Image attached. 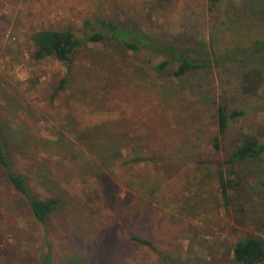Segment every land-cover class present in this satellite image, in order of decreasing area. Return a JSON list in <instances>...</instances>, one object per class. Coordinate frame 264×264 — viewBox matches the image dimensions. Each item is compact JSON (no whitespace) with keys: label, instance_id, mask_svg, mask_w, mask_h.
I'll return each instance as SVG.
<instances>
[{"label":"rangeland","instance_id":"obj_1","mask_svg":"<svg viewBox=\"0 0 264 264\" xmlns=\"http://www.w3.org/2000/svg\"><path fill=\"white\" fill-rule=\"evenodd\" d=\"M151 2L0 0V122L28 125L26 138L45 139L16 165L29 171L41 196L63 200L44 226L0 180V264H36L50 248L52 264H237L239 240L264 243V158L227 162L239 130L264 138V0H223L213 12L206 0ZM95 14L194 38L205 45L196 55L204 53L210 66L159 76L121 45L91 44L78 53L61 101L51 102L63 65L35 60L30 36L41 28H80ZM235 49L238 55L228 54ZM220 102L245 113L231 119L216 150ZM104 123L109 132L80 137ZM126 146L156 160L126 165ZM220 171L233 182L228 200ZM147 179L156 183L155 199L133 189Z\"/></svg>","mask_w":264,"mask_h":264},{"label":"trees","instance_id":"obj_2","mask_svg":"<svg viewBox=\"0 0 264 264\" xmlns=\"http://www.w3.org/2000/svg\"><path fill=\"white\" fill-rule=\"evenodd\" d=\"M151 4L156 6H164L169 0H150ZM211 12H213L223 0H206ZM146 8L147 14L152 17L155 6ZM152 7V8H151ZM33 44L32 56L37 61L52 57L63 65L64 76L60 79L59 85L55 88L50 96L51 102H60L61 94L65 93L69 78L73 74L76 66L77 55L82 49H86L91 44H117L127 49V54L133 59L132 61L138 65L145 66L154 74H168L175 77H184L190 72L207 69L210 65L206 60L205 45L195 42L194 38L183 34L163 36L155 29L151 23L130 22L128 25L122 24L114 16L92 15L90 18L82 22V27L75 28L68 26L64 28H41L35 30L31 36ZM203 57H198L196 53H201ZM241 50L235 49L228 53L236 56ZM227 56V55H226ZM161 58L156 61V59ZM223 56H218L216 62H220ZM30 112V110H28ZM245 112L241 109L230 110L228 105L220 102L216 107L217 132L213 137V147L219 150L223 147V139L227 134L231 119L243 115ZM31 114V112L29 113ZM0 122V180L5 186L17 194L19 206H23L41 222L47 225L49 217L62 204V197L47 195L41 196L31 185L33 177L29 171L22 172L16 165L15 159L21 158V153L35 152L37 146H43L45 139L36 135L35 137H25L27 129L31 130L28 125H21L19 129ZM80 137H90L96 132L99 134L109 132L110 127L104 123L103 126L95 125L83 129ZM39 140V143L37 141ZM110 146V145H108ZM126 146V154L124 163L126 165L136 164L139 162H148L156 160L153 154H147L140 151L128 150ZM110 148V147H109ZM108 150V148L106 149ZM264 158V138L258 133L239 130L234 139V146L230 153L228 163L233 165L246 160H255ZM31 160V159H30ZM32 164V163H31ZM35 164V163H34ZM93 170V169H92ZM219 182L224 200H228L233 182L228 179L225 174L219 172ZM134 191L146 195L149 199L156 198L158 188L156 183L151 180H140L132 183ZM154 202V201H153ZM132 241L148 246L152 250L159 253L160 256L167 258L169 255L158 249L155 243L143 238L133 232H129ZM45 244L50 248L47 238ZM234 254L237 264H260L264 260V243L261 238L250 237L239 240L234 246ZM53 250L50 248L47 253L39 259L36 264H52Z\"/></svg>","mask_w":264,"mask_h":264}]
</instances>
